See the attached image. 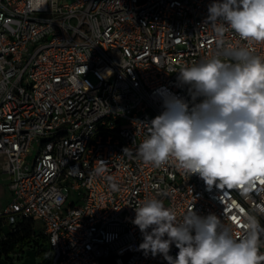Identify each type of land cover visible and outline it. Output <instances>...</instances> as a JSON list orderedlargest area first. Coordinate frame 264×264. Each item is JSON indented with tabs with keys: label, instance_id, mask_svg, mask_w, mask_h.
<instances>
[{
	"label": "built area",
	"instance_id": "obj_1",
	"mask_svg": "<svg viewBox=\"0 0 264 264\" xmlns=\"http://www.w3.org/2000/svg\"><path fill=\"white\" fill-rule=\"evenodd\" d=\"M214 2L47 0L35 11L29 0H0V238L19 220H39L49 264H168L139 248L132 221L146 200L162 201L178 222L192 210L215 215L236 240L249 217L264 227V177L209 188L174 159L154 167L137 152L166 98L189 113L203 101L179 81L181 69L216 56L235 63L241 48L264 58V42L226 24L218 35L223 22L207 19ZM177 252L173 244L169 255ZM11 256L5 264L27 253Z\"/></svg>",
	"mask_w": 264,
	"mask_h": 264
},
{
	"label": "clouds",
	"instance_id": "obj_2",
	"mask_svg": "<svg viewBox=\"0 0 264 264\" xmlns=\"http://www.w3.org/2000/svg\"><path fill=\"white\" fill-rule=\"evenodd\" d=\"M46 5L47 0H29L35 11ZM208 13L209 22H223L216 28L218 35L226 24L242 40L264 42V0H218L208 6ZM231 58L235 63L216 56L180 70L178 79L190 86L193 100L204 99L190 113L181 99L164 100L165 111L148 125L150 135L137 150L145 163L161 167L174 159L209 188L218 181L231 188L237 178L264 177V58L245 48L233 50ZM86 71L84 67L82 75ZM132 222L143 234L139 248L153 257L162 255L168 264L264 262L259 251L264 227L254 217L248 218L247 234L239 240L220 228L215 215L199 216L192 210L178 222L158 199L137 206ZM173 244L178 249L175 258L169 255Z\"/></svg>",
	"mask_w": 264,
	"mask_h": 264
},
{
	"label": "trees",
	"instance_id": "obj_3",
	"mask_svg": "<svg viewBox=\"0 0 264 264\" xmlns=\"http://www.w3.org/2000/svg\"><path fill=\"white\" fill-rule=\"evenodd\" d=\"M37 234L33 220H19L15 231L8 232L6 238H0V259L7 263V260L12 259L11 254L13 253H26L27 250H34L36 254L46 253L40 264H49L52 255L51 247L44 236L36 238Z\"/></svg>",
	"mask_w": 264,
	"mask_h": 264
},
{
	"label": "rangeland",
	"instance_id": "obj_4",
	"mask_svg": "<svg viewBox=\"0 0 264 264\" xmlns=\"http://www.w3.org/2000/svg\"><path fill=\"white\" fill-rule=\"evenodd\" d=\"M10 196H11V191L7 185V181L1 179V198H2V201L4 203L8 202L10 200ZM35 228H36L37 232H41L42 231V222L37 220L35 222ZM45 256H46L45 252L38 253L37 254V264H40L43 261V259L45 258ZM24 259H23V261H24Z\"/></svg>",
	"mask_w": 264,
	"mask_h": 264
},
{
	"label": "water",
	"instance_id": "obj_5",
	"mask_svg": "<svg viewBox=\"0 0 264 264\" xmlns=\"http://www.w3.org/2000/svg\"><path fill=\"white\" fill-rule=\"evenodd\" d=\"M27 257L24 260V264H36L37 262V254L34 250H27ZM1 264H5L3 260L0 259Z\"/></svg>",
	"mask_w": 264,
	"mask_h": 264
},
{
	"label": "snow or ice",
	"instance_id": "obj_6",
	"mask_svg": "<svg viewBox=\"0 0 264 264\" xmlns=\"http://www.w3.org/2000/svg\"><path fill=\"white\" fill-rule=\"evenodd\" d=\"M251 177H252V176H249L248 178L243 179V180L237 178V179L234 181V183H241V184H243L244 182H246V181H247L248 179H250ZM260 182H261V183H264V180H261Z\"/></svg>",
	"mask_w": 264,
	"mask_h": 264
}]
</instances>
